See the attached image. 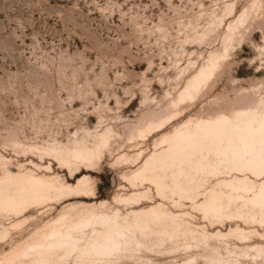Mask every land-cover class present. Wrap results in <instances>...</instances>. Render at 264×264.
I'll return each instance as SVG.
<instances>
[{"label":"rangeland","instance_id":"374dc122","mask_svg":"<svg viewBox=\"0 0 264 264\" xmlns=\"http://www.w3.org/2000/svg\"><path fill=\"white\" fill-rule=\"evenodd\" d=\"M248 109L264 123V0H0V264H264V172L227 133L132 178L176 127Z\"/></svg>","mask_w":264,"mask_h":264},{"label":"bare ground","instance_id":"6f19581e","mask_svg":"<svg viewBox=\"0 0 264 264\" xmlns=\"http://www.w3.org/2000/svg\"><path fill=\"white\" fill-rule=\"evenodd\" d=\"M217 62L210 61L209 65L202 67L198 73L189 81L183 91L180 93V98L192 97L199 89L202 83L208 81L213 74V70L216 67ZM247 110H236L232 115L220 114L212 118H201L194 123V126L200 132L201 136L197 139H192L191 135L185 134L183 126L176 127L172 132L166 135L162 142L175 141L176 144L168 149H162L160 152H154L151 156L147 157L142 165L138 167L132 175L133 180H154V177H159L155 173L156 169H163L165 165H169L176 159L180 160V149L179 144L181 140L187 139L186 144L191 148H200L206 140L212 135H218L221 137L224 134H228L226 139L218 138L224 141L222 153L227 161L230 162L231 167L234 169H243L252 172L254 175H261L264 172V155L261 152L264 149V123L257 122L254 126L257 118V114L252 109ZM171 118H167L158 123H154L148 126L147 133H151L154 130H158L164 126ZM90 152L85 150L83 157L86 158ZM27 178V177H26ZM28 181L33 185L36 196H43L46 188H52L51 184L47 182L36 181L33 177L29 176ZM29 183V182H28ZM29 183V184H30ZM86 177L81 178L78 181V187L86 185ZM155 183V182H154ZM30 186V185H29ZM46 187V188H45ZM243 188L248 186L243 185ZM238 186V188H242ZM30 188V187H29ZM54 188V187H53ZM29 190V189H28ZM31 191V189H30ZM35 198V197H34ZM37 198V197H36ZM215 196L211 198V205L214 206ZM252 202L264 201V181L261 182L258 192L253 194ZM121 233H110L106 235L100 243L94 245L92 250L104 251L108 253L112 250H118L121 248L119 237ZM76 247L74 242H70L68 245L69 250H73Z\"/></svg>","mask_w":264,"mask_h":264}]
</instances>
